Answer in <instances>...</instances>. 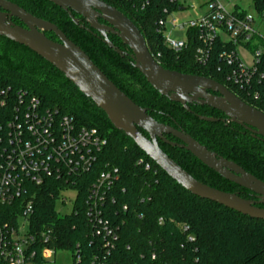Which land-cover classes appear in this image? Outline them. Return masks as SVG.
Here are the masks:
<instances>
[{
  "label": "trees",
  "instance_id": "trees-1",
  "mask_svg": "<svg viewBox=\"0 0 264 264\" xmlns=\"http://www.w3.org/2000/svg\"><path fill=\"white\" fill-rule=\"evenodd\" d=\"M32 16L54 25L76 45L91 62L135 105L159 124L179 128L199 145L232 162L264 183V141L240 127L226 123H206L200 117L224 119L207 107L188 105L186 112L179 104L170 103L154 91L131 66L130 52L118 38L108 35L109 42L127 55L123 58L85 30L87 24L78 16L75 26L67 14L45 0H5ZM129 19L143 35L151 53L160 52L158 63L166 70L184 75L204 77L225 86L245 104H252L223 81L218 69L226 71L216 55V44L206 67L194 61V42L180 55L168 51L155 33L154 21L162 0H154L150 8L133 16L123 2L101 0ZM256 11L264 9V0H253ZM101 22V21H99ZM82 26L83 28H80ZM45 36L54 42L51 33ZM8 98L22 92L38 99L44 108L73 119L79 127L95 129L106 140L99 155V170L106 167L118 171L112 191L114 203L109 205V220L118 225L117 239L111 251V264H264V221L254 220L197 198L169 179L131 140L116 131L105 115L69 83L57 70L30 52L0 37V92ZM264 98V82L258 89ZM10 105L0 107V147L4 137ZM141 134L145 137L142 131ZM167 140L175 142L170 137ZM160 149L197 182L224 193H237L251 200L250 194L205 168L184 150L172 148L158 140ZM143 160L139 165L138 161ZM150 165L145 171L144 165ZM34 212L30 218L31 234L51 230L53 240L48 247L72 255L78 251L82 264L94 253H103L101 241L95 238L82 208L77 214L58 216L55 211L56 186L52 183L33 189ZM78 200H82L80 192ZM123 206L126 211H119ZM264 209V206H259ZM18 204L0 207V227L14 220ZM190 239V241H189Z\"/></svg>",
  "mask_w": 264,
  "mask_h": 264
},
{
  "label": "built area",
  "instance_id": "built-area-1",
  "mask_svg": "<svg viewBox=\"0 0 264 264\" xmlns=\"http://www.w3.org/2000/svg\"><path fill=\"white\" fill-rule=\"evenodd\" d=\"M162 1L164 5L154 21L162 45L180 55L187 50L188 43L194 42V61L206 67L219 43L222 48L216 58L227 70L217 72L224 83L246 101L262 105L264 110V98L258 91L264 82V34L260 32L264 26V9L258 12L254 6V19L236 8L227 12L218 0H207L203 5L207 7L205 15L179 22L173 15L184 11V6H180L179 0ZM121 2L136 16L150 8L154 0ZM175 33H182L183 37L175 39L172 37ZM240 48L251 53V67H245L240 60ZM151 55L156 61L160 58V52ZM7 96L6 91L0 92V107L10 105L0 147V207L18 204L19 213L12 222L0 227V264H54L52 258L56 252L68 253L48 247L53 240L51 230L41 234L29 231L34 212L33 189L49 183L56 186V202L62 205L68 201L64 194L74 195L68 215L77 214L82 208L93 235L101 241L105 251L91 254L86 263L111 264L119 227L109 220L108 207L114 203L112 191L119 174L113 168L99 170L98 158L106 140L97 130L79 127L71 117L44 108L34 97L22 92L12 98ZM138 164L142 165L143 160ZM144 169L149 171L150 165L146 163ZM80 192L82 200H78ZM126 210L123 206L117 212ZM69 255L71 264L83 263L78 251Z\"/></svg>",
  "mask_w": 264,
  "mask_h": 264
},
{
  "label": "water",
  "instance_id": "water-1",
  "mask_svg": "<svg viewBox=\"0 0 264 264\" xmlns=\"http://www.w3.org/2000/svg\"><path fill=\"white\" fill-rule=\"evenodd\" d=\"M45 1L66 13L75 26L79 25V20L73 15L78 16L87 24V32L94 34L102 44L123 58L127 54L114 47L108 35L118 38L130 52L131 66L160 97L179 104L186 112H189L190 104L215 110L225 117V122L264 141V113L245 104L213 80L164 69L152 57L139 30L113 7L101 0ZM12 20H17L24 28L15 25ZM45 33L53 34L57 42L49 40ZM0 37L28 49L62 74L105 115L116 131L131 140L139 151L183 190L242 216L264 221V209L259 207L264 206L263 182L236 164L209 152L179 128L165 126L151 119L144 109L116 88L85 53L54 25L8 1L0 0ZM198 119L206 123L223 121L200 116ZM158 140L169 147L184 150L223 180L247 191L255 200H246L237 193H224L197 182L160 149Z\"/></svg>",
  "mask_w": 264,
  "mask_h": 264
},
{
  "label": "rangeland",
  "instance_id": "rangeland-1",
  "mask_svg": "<svg viewBox=\"0 0 264 264\" xmlns=\"http://www.w3.org/2000/svg\"><path fill=\"white\" fill-rule=\"evenodd\" d=\"M207 0H179L180 6H184V11H177L174 13V18L179 22H185L196 16H203L207 13V7L203 6ZM219 4L227 11L232 12L234 8L239 11H245L248 15L256 19V12L253 3L250 0H218ZM260 32L264 34V26L260 29ZM172 37L179 39L183 37L182 33L172 34ZM238 55L245 67L249 68L252 65V56L248 50L238 49ZM68 201L65 205L60 202H56L55 211L59 214L68 215L72 210V201L74 195L72 193L63 195ZM54 264H71L69 253L56 252L52 258Z\"/></svg>",
  "mask_w": 264,
  "mask_h": 264
},
{
  "label": "flooded vegetation",
  "instance_id": "flooded-vegetation-1",
  "mask_svg": "<svg viewBox=\"0 0 264 264\" xmlns=\"http://www.w3.org/2000/svg\"><path fill=\"white\" fill-rule=\"evenodd\" d=\"M12 22L15 24V25H17V26H20V27H22V28H24V26L21 24V23H19L17 20H12ZM100 23H102V22H100ZM221 85V84H220ZM223 86V85H222ZM226 88V87H225ZM210 93V92H209ZM211 95H213V96H217V94H214V93H210ZM222 120H224L225 121V117H224V119H222ZM227 123V122H226ZM170 127V126H169ZM243 130V129H242ZM251 196V195H250ZM253 197V196H252ZM251 200H255V198L253 197Z\"/></svg>",
  "mask_w": 264,
  "mask_h": 264
}]
</instances>
